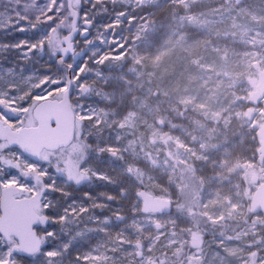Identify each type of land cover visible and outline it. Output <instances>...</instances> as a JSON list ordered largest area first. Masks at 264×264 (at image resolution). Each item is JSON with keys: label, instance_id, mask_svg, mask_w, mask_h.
I'll return each instance as SVG.
<instances>
[{"label": "snow or ice", "instance_id": "6c2138e0", "mask_svg": "<svg viewBox=\"0 0 264 264\" xmlns=\"http://www.w3.org/2000/svg\"><path fill=\"white\" fill-rule=\"evenodd\" d=\"M0 34V264H264V0H0Z\"/></svg>", "mask_w": 264, "mask_h": 264}, {"label": "rangeland", "instance_id": "374dc122", "mask_svg": "<svg viewBox=\"0 0 264 264\" xmlns=\"http://www.w3.org/2000/svg\"><path fill=\"white\" fill-rule=\"evenodd\" d=\"M5 37H4V35L3 34H0V40H3ZM102 183V182H101ZM105 189H103V188H98L97 189V191L99 192V191H104Z\"/></svg>", "mask_w": 264, "mask_h": 264}]
</instances>
